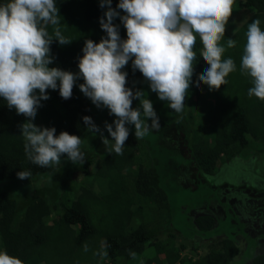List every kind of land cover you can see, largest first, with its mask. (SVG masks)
I'll use <instances>...</instances> for the list:
<instances>
[{
  "label": "trees",
  "instance_id": "1",
  "mask_svg": "<svg viewBox=\"0 0 264 264\" xmlns=\"http://www.w3.org/2000/svg\"><path fill=\"white\" fill-rule=\"evenodd\" d=\"M55 2L60 24L47 26L53 37L48 66L76 74L86 40L99 43L107 38L100 26L107 6L101 8V0ZM119 2L111 0V7L124 15ZM4 3L7 0H0ZM233 7L244 16H232L235 28L225 30L220 44L225 48L222 58H232L236 71L218 90L210 91L202 82L197 88L198 75L210 67L200 55L203 45L197 37V59L182 113L151 91L143 74L133 70L131 59L121 69L127 73L126 87L145 93L160 123L138 140L135 126L126 124L129 136L123 155L110 151L114 141L105 127L107 122L114 128L116 117L80 91L82 76L69 99L61 97L59 88L48 89L49 99L41 100L32 122L54 127L57 136L66 131L81 137L83 164H73L67 154L61 156L59 166L32 164L21 135V125L29 118L10 109L0 97V251L23 264H101L104 259L109 264H264V252L253 256L250 249L257 242L248 222L230 203L253 186L214 182L223 163H237L239 156L246 161L250 154L264 157V100L248 95L252 78L242 74L240 67L248 25L259 19L264 30V0H235ZM113 23L119 26L121 39H127L119 16ZM55 27L71 42L59 44ZM229 38L236 41L232 48L227 46ZM132 107L143 111L139 99H133ZM85 116L103 131L108 145L100 133L87 129ZM252 144L260 147L253 150ZM20 171L31 172L30 178L19 179ZM95 178L106 193L95 191ZM73 186L79 192L67 203L69 198L63 201L64 197L75 191ZM224 188L234 192H223ZM214 206L228 208L215 215ZM240 236L246 243L244 250H239ZM197 249L203 252L197 255Z\"/></svg>",
  "mask_w": 264,
  "mask_h": 264
},
{
  "label": "clouds",
  "instance_id": "2",
  "mask_svg": "<svg viewBox=\"0 0 264 264\" xmlns=\"http://www.w3.org/2000/svg\"><path fill=\"white\" fill-rule=\"evenodd\" d=\"M235 0H120L117 7L121 15L111 7V0H101L100 7L107 6L100 26L107 33L99 43L86 40L84 55L79 59V73L49 67L52 63L50 44L53 37L47 26L60 24L55 0H7L0 4V97L8 107L29 118L21 125L25 139L24 151L32 164L50 168L61 164V156L73 164H83L85 154L80 150L81 137L62 131L58 136L54 127H40L32 121L37 115L41 100H48V89L56 90L62 98L69 99L77 79L84 83L80 91L98 108L103 106L113 114L115 127L105 122L107 132L114 141L110 151L123 155L129 136L126 124L135 126V137L141 139L150 128L160 126L159 117L152 102L142 90L126 87L127 73L122 71L132 60L133 70H139L149 82L151 91L167 101L170 108L182 113L188 95L197 37L203 45L200 55L210 67L198 75L200 83L209 90L226 85V77L236 71L232 58L223 59L225 48L220 44L226 25L233 12ZM119 16L127 30V39H121L119 26L113 23ZM255 19L246 32V43L241 58L242 74L252 78L253 87L248 95L264 100V30ZM54 37L65 45L71 39L54 28ZM236 41L229 38L228 48ZM134 58V59H133ZM59 81V84L57 83ZM36 90H39L37 94ZM139 99L142 107L133 109V99ZM89 131L100 133L104 145L109 139L91 117H83ZM151 120V124L148 120ZM19 179H29L31 172L20 171ZM0 264H23V261L6 251H0Z\"/></svg>",
  "mask_w": 264,
  "mask_h": 264
},
{
  "label": "rangeland",
  "instance_id": "3",
  "mask_svg": "<svg viewBox=\"0 0 264 264\" xmlns=\"http://www.w3.org/2000/svg\"><path fill=\"white\" fill-rule=\"evenodd\" d=\"M233 15L229 18V21L226 25V30L228 32H232L235 28V24L232 21V16H244L243 11L239 7H233ZM260 147V144H252L251 149H257ZM250 149V150H251ZM257 153V152H256ZM241 157L239 156L237 163H223L220 167V171L216 174L215 183H227L225 186H230V184H237V185H243L248 184L250 186H253L252 188H249L248 190H244L242 192V195L240 196L241 199L234 198L230 200L231 205L234 207L236 213L244 218L248 222V227L250 230L256 229L257 231L261 232L264 230V189L256 190L255 187L259 188L262 186L264 188V179L261 177V175H264V157H261L260 155L256 154H250L246 161H241ZM262 161V162H261ZM229 164V165H228ZM229 167L231 169V172L229 171ZM237 172V174H236ZM82 181L89 185L90 181L87 182L86 178H81ZM82 182V183H83ZM103 182H105L103 180ZM75 188V191H73L71 194L68 195V197H64L63 201H66L67 203L70 202V199H75L79 188L78 186H73ZM104 186H99L97 178H95V184L94 188L97 193L103 194L106 193L107 190ZM183 189L186 188V186H181ZM227 190V191H226ZM234 192L231 188L223 190V192ZM66 193V192H65ZM77 193V194H76ZM240 195V194H239ZM224 208H228V206L217 208V206H214V209H211L212 212L217 215L219 212L221 213ZM150 209H148V212ZM145 212V211H144ZM228 212V210H227ZM202 213V212H200ZM147 214L145 213L144 217L147 218ZM146 220H149L147 218ZM259 224L258 226H256ZM261 230V231H260ZM241 240H243L241 237H239ZM250 238V237H249ZM148 252H151L150 248H147ZM262 251V250H261ZM203 251L201 249H197L196 254L199 255ZM185 252H182V255H184ZM101 264H109L106 259L101 262ZM154 264V263H153ZM250 264V263H249Z\"/></svg>",
  "mask_w": 264,
  "mask_h": 264
},
{
  "label": "flooded vegetation",
  "instance_id": "4",
  "mask_svg": "<svg viewBox=\"0 0 264 264\" xmlns=\"http://www.w3.org/2000/svg\"><path fill=\"white\" fill-rule=\"evenodd\" d=\"M212 215V212L209 213ZM259 224H257L256 226H258ZM264 227V226H263ZM249 228V227H248ZM250 229V228H249ZM261 231V230H260ZM250 232H253V234L251 235V237L256 240V244L255 246L251 247L250 249H252V253H253V256L256 255V254H259V253H262L264 252V230H262L261 232L257 231L256 229H253V230H250ZM241 237V236H240ZM239 239V244H240V249L239 250H244L246 247V243L244 242V240H241L240 238H237ZM243 239V238H242ZM262 250V251H261ZM250 261V260H248Z\"/></svg>",
  "mask_w": 264,
  "mask_h": 264
}]
</instances>
